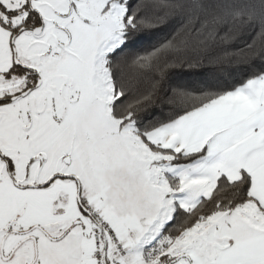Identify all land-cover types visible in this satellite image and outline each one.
<instances>
[{
  "label": "snow or ice",
  "instance_id": "obj_1",
  "mask_svg": "<svg viewBox=\"0 0 264 264\" xmlns=\"http://www.w3.org/2000/svg\"><path fill=\"white\" fill-rule=\"evenodd\" d=\"M0 264H264V0H0Z\"/></svg>",
  "mask_w": 264,
  "mask_h": 264
}]
</instances>
